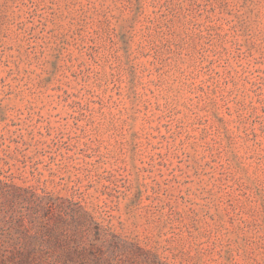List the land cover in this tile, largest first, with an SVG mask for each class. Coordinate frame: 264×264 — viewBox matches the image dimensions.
Segmentation results:
<instances>
[{"label":"rangeland","instance_id":"obj_1","mask_svg":"<svg viewBox=\"0 0 264 264\" xmlns=\"http://www.w3.org/2000/svg\"><path fill=\"white\" fill-rule=\"evenodd\" d=\"M0 264H264V0H0Z\"/></svg>","mask_w":264,"mask_h":264}]
</instances>
